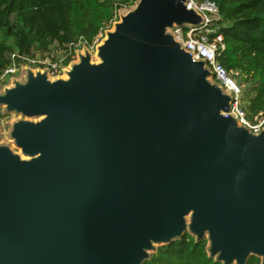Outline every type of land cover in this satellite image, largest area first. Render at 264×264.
<instances>
[{
    "label": "water",
    "instance_id": "1",
    "mask_svg": "<svg viewBox=\"0 0 264 264\" xmlns=\"http://www.w3.org/2000/svg\"><path fill=\"white\" fill-rule=\"evenodd\" d=\"M52 76L23 65L0 90V264H144L185 233L222 264H264V127L176 27L187 0H137ZM12 144L18 149H14Z\"/></svg>",
    "mask_w": 264,
    "mask_h": 264
},
{
    "label": "trees",
    "instance_id": "2",
    "mask_svg": "<svg viewBox=\"0 0 264 264\" xmlns=\"http://www.w3.org/2000/svg\"><path fill=\"white\" fill-rule=\"evenodd\" d=\"M136 0H0V73L11 54L45 53L54 44L80 38L92 43L122 7ZM226 48L219 57L227 69L243 72L244 108L250 118L264 112V0H212ZM71 58L67 59V63ZM252 84V87H248ZM207 240L190 233L163 245L144 264H222L208 257ZM247 264H261L252 256Z\"/></svg>",
    "mask_w": 264,
    "mask_h": 264
},
{
    "label": "built area",
    "instance_id": "3",
    "mask_svg": "<svg viewBox=\"0 0 264 264\" xmlns=\"http://www.w3.org/2000/svg\"><path fill=\"white\" fill-rule=\"evenodd\" d=\"M190 6H194L203 14L204 21L198 27L183 26L174 29L176 37L182 45L193 52L198 58L205 59L212 68L213 79L221 84L226 91L233 95L231 113L239 117V122L247 125L255 132L264 127V112H260L254 118H250L244 108L242 98L246 82L242 81L243 72L239 69H227L219 60L226 48L224 36L219 32L221 13L219 6L212 0H187ZM115 20V19H114ZM98 37V36H97ZM95 38L92 43L80 38L64 46L63 51L52 59L45 58V54L40 56L38 53L11 54V63L0 73V80L10 79L19 71L22 64H29L34 68H49L52 76L61 75L63 69L77 57L76 50L81 49L87 44L91 51L95 50V43L99 41ZM97 39V40H96ZM71 60L67 63V59Z\"/></svg>",
    "mask_w": 264,
    "mask_h": 264
},
{
    "label": "rangeland",
    "instance_id": "4",
    "mask_svg": "<svg viewBox=\"0 0 264 264\" xmlns=\"http://www.w3.org/2000/svg\"><path fill=\"white\" fill-rule=\"evenodd\" d=\"M136 1H137V0H136ZM136 1H135V2H136ZM135 2H134V4H132V5L128 6V7H122V8H120V9L123 10V11H125V10H129V9H131V8L134 7ZM120 9H119V10H120ZM119 10H118V12H117V15H116L115 19H118V18L120 17V15H119ZM112 22H113V21H112ZM112 22H111V24L108 25L106 28H111L112 25H113ZM103 36H105V35H104V30H103V32H101V33L98 35L97 39L100 41V39L103 38ZM97 39H96V40H97ZM99 41H97V42L95 43V47H96V44H97ZM63 48H64V47L59 46V44L56 43V44H54V45L51 47V49H50L49 51H47V52H45V53L38 52V55L42 56V55L45 54V58H47V59H48V58H49V59H52L53 57H57V55L60 54V53L63 51ZM81 49H82V48H81ZM92 52H93V51H92ZM94 52H95V50H94ZM94 52H93V53H94ZM94 55H95V53H94ZM23 65H29V64H22L21 67H20V69H19V71L17 72V74L14 75V77H18V78H20V77L23 76V70H22V66H23ZM30 66H31V65H30ZM31 67H32V66H31ZM33 68H34V67H33ZM61 75H64V73H62ZM12 77H13V76H10V79H7V80H5V81L0 80V90L4 87V85H6V84H10V83H11V78H12ZM247 85H248V84H247ZM248 87H252V84H249ZM242 101H243V104L246 103V99H245L244 97L242 98ZM3 111H4V105H0V133H1V135H2L3 141H5V142H11V138H10V127H11V123L17 118V116H16L14 113H4ZM12 147H13L14 149L18 150L13 144H12Z\"/></svg>",
    "mask_w": 264,
    "mask_h": 264
}]
</instances>
